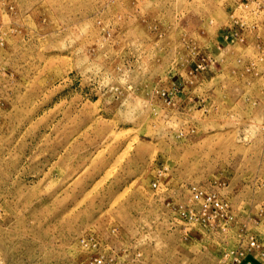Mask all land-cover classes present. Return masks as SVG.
Wrapping results in <instances>:
<instances>
[{
	"label": "rangeland",
	"instance_id": "1",
	"mask_svg": "<svg viewBox=\"0 0 264 264\" xmlns=\"http://www.w3.org/2000/svg\"><path fill=\"white\" fill-rule=\"evenodd\" d=\"M0 264H264V0H0Z\"/></svg>",
	"mask_w": 264,
	"mask_h": 264
}]
</instances>
